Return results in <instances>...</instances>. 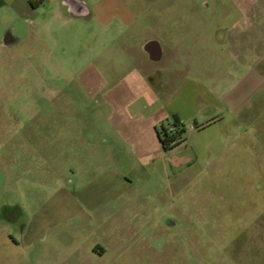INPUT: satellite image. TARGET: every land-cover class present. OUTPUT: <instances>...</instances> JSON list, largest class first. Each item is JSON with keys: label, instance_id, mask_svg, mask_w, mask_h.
I'll return each mask as SVG.
<instances>
[{"label": "rangeland", "instance_id": "1", "mask_svg": "<svg viewBox=\"0 0 264 264\" xmlns=\"http://www.w3.org/2000/svg\"><path fill=\"white\" fill-rule=\"evenodd\" d=\"M85 1L25 5L0 46V264H264V0ZM151 37L177 41L173 85L205 83L220 121L170 111L180 68L147 83Z\"/></svg>", "mask_w": 264, "mask_h": 264}, {"label": "crops", "instance_id": "2", "mask_svg": "<svg viewBox=\"0 0 264 264\" xmlns=\"http://www.w3.org/2000/svg\"><path fill=\"white\" fill-rule=\"evenodd\" d=\"M25 5L34 7L29 0H0V31H2L3 29L14 27L16 25V22H12L14 18L16 19L15 21H17L18 18L22 20V18L20 17H22L21 14ZM6 21L7 22L10 21L8 23L11 24L6 25L5 24L7 23ZM158 40H159V44L157 45L159 49L158 58L156 57V59L152 60L147 55L143 54V56L146 58L145 60L151 66H153L150 74H148L147 76L148 79L147 83L151 84L152 86L157 85V83L158 84L161 83V81L165 77V73H163V70L166 69L167 67L166 63L168 60H171L175 63L173 68H177L178 66L180 68V70L178 71L176 69L175 70L172 69V66H170L169 68L170 74L174 76L169 79V82H171V84L173 85L174 78H176L178 73L184 71L185 68L184 63L187 60L181 58V55L179 53L182 52V48H180V45L177 43V41L173 40L174 41L173 47L171 48V50L173 51L168 54L167 43L165 42L164 44L162 40L160 39ZM0 46L2 48H9V49L15 48V47H7L2 43H0ZM209 65L210 63L207 62L208 69H209ZM203 68L204 67L202 66V69ZM173 86H174V88L172 89L173 92H171L170 95L168 96L167 103L170 105V109H171L170 111L179 113L182 117L179 114L177 115L180 118H182V120L184 117L186 118L191 117L192 115L197 114L199 111H201L202 114L205 115L204 117L205 120L202 123H205L206 125L205 124H202L201 126H198L200 124H195L197 126L192 125L197 130H201V131L205 130L206 129L205 127L220 121V117H216V116H212L211 118L209 117V114L213 111L214 97L210 92L209 87L205 83L193 78L181 77L180 81L175 83V85ZM206 115H208V117ZM185 129L187 131V126H185Z\"/></svg>", "mask_w": 264, "mask_h": 264}, {"label": "flooded vegetation", "instance_id": "3", "mask_svg": "<svg viewBox=\"0 0 264 264\" xmlns=\"http://www.w3.org/2000/svg\"><path fill=\"white\" fill-rule=\"evenodd\" d=\"M40 4V3H39ZM38 4V5H39ZM204 4L206 5L204 7L205 11L211 15L213 14V9L209 6V2L208 1H204ZM91 15V14H90ZM89 17V16H88ZM7 34L10 35V39L8 41H6V43L4 42L5 37L7 36ZM23 33H21L18 29L17 26L15 25L14 27H10L8 29H3L2 31H0V43H2L3 45L7 46V47H16L17 45L21 44L23 41ZM152 38H156V37H151V38H147L145 40H143L141 42V44L139 45V50L142 54L147 55L150 59L154 60L156 59V57L158 58L159 56V49L156 45L155 42L153 43H147L146 41ZM157 39V38H156ZM17 207V205H15L14 203L9 204V203H5L1 206V210H0V215L4 218L6 216V212L8 210H10L9 212H13ZM13 217V216H11ZM13 224L15 225L17 222L16 220H12ZM164 224L166 226H174L177 227L181 224V222L179 220H177V217L174 215H169L166 216L164 219Z\"/></svg>", "mask_w": 264, "mask_h": 264}, {"label": "trees", "instance_id": "4", "mask_svg": "<svg viewBox=\"0 0 264 264\" xmlns=\"http://www.w3.org/2000/svg\"><path fill=\"white\" fill-rule=\"evenodd\" d=\"M33 6H37L44 0H29ZM179 119L176 118L174 122V129L167 130L166 127H162L161 130L156 129L158 138L164 150H169L185 140L184 133L186 131L184 124H179Z\"/></svg>", "mask_w": 264, "mask_h": 264}, {"label": "water", "instance_id": "5", "mask_svg": "<svg viewBox=\"0 0 264 264\" xmlns=\"http://www.w3.org/2000/svg\"><path fill=\"white\" fill-rule=\"evenodd\" d=\"M61 3L62 5L67 7L69 14L74 17L86 18L91 14L90 6L85 0H61ZM9 39H10V35L7 34V36L4 39V42L6 43V41H8ZM153 42H155L156 45L159 44V40L156 38L147 40L146 44Z\"/></svg>", "mask_w": 264, "mask_h": 264}, {"label": "built area", "instance_id": "6", "mask_svg": "<svg viewBox=\"0 0 264 264\" xmlns=\"http://www.w3.org/2000/svg\"><path fill=\"white\" fill-rule=\"evenodd\" d=\"M179 124H182V121H180V123Z\"/></svg>", "mask_w": 264, "mask_h": 264}]
</instances>
